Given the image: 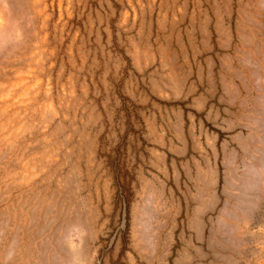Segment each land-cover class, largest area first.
<instances>
[{
  "label": "rangeland",
  "instance_id": "374dc122",
  "mask_svg": "<svg viewBox=\"0 0 264 264\" xmlns=\"http://www.w3.org/2000/svg\"><path fill=\"white\" fill-rule=\"evenodd\" d=\"M18 72L0 264H264V0H0Z\"/></svg>",
  "mask_w": 264,
  "mask_h": 264
},
{
  "label": "clouds",
  "instance_id": "9594fccd",
  "mask_svg": "<svg viewBox=\"0 0 264 264\" xmlns=\"http://www.w3.org/2000/svg\"><path fill=\"white\" fill-rule=\"evenodd\" d=\"M4 23L6 24L7 21L5 20ZM23 36L21 33H17L15 38V43L19 44L22 42ZM47 36L45 35L42 38V43H46ZM32 55H37V53H33ZM31 72L23 73L18 72L16 74V80L11 85H4V93L3 95H0V102H2L5 107L3 108V115L6 118V123L4 125V132L7 134H12L9 132V125L11 124V121L8 120V114L11 108L20 106V107H26L27 105H30L33 103L36 97L40 95V92L38 90V83L29 84L28 80L25 77H30ZM40 108L45 109V114H47L50 111H54L52 109L51 104H48L46 107L44 105H39L36 111H39ZM16 115H19L17 113ZM18 131V130H17Z\"/></svg>",
  "mask_w": 264,
  "mask_h": 264
}]
</instances>
